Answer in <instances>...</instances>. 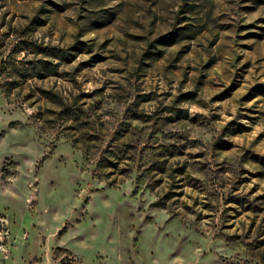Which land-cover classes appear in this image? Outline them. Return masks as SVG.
I'll return each mask as SVG.
<instances>
[{
  "label": "rangeland",
  "instance_id": "rangeland-1",
  "mask_svg": "<svg viewBox=\"0 0 264 264\" xmlns=\"http://www.w3.org/2000/svg\"><path fill=\"white\" fill-rule=\"evenodd\" d=\"M3 60L0 264H264V0H0Z\"/></svg>",
  "mask_w": 264,
  "mask_h": 264
},
{
  "label": "trees",
  "instance_id": "trees-1",
  "mask_svg": "<svg viewBox=\"0 0 264 264\" xmlns=\"http://www.w3.org/2000/svg\"><path fill=\"white\" fill-rule=\"evenodd\" d=\"M5 62H6L5 60L1 61L0 65L1 64L5 65ZM0 89H1L2 93L4 94V96L7 98V96H8V92L7 91L8 90L3 87L2 83H0ZM13 124L14 123H11L10 125H13Z\"/></svg>",
  "mask_w": 264,
  "mask_h": 264
}]
</instances>
